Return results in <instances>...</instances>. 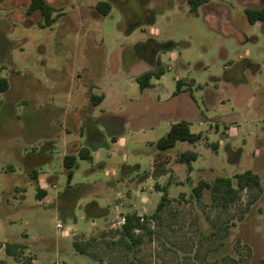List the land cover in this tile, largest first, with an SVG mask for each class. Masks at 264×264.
Masks as SVG:
<instances>
[{
    "label": "rangeland",
    "instance_id": "374dc122",
    "mask_svg": "<svg viewBox=\"0 0 264 264\" xmlns=\"http://www.w3.org/2000/svg\"><path fill=\"white\" fill-rule=\"evenodd\" d=\"M47 2L58 14L52 27H39V14H27L29 0L0 3V77L9 81L8 91L0 92V260L98 264L74 252L71 241L111 228L121 213L152 214L161 196L154 185L171 181L170 199L185 194L172 204L179 220L196 217L208 233L206 214L229 218L228 236L206 256L203 245L192 259L195 236L188 241L184 232L166 231L141 246L140 264H212L224 255L238 264H264V31L244 15L264 0H208L196 14L187 0ZM98 3H108V13L98 11ZM146 43L156 49L154 65L134 50ZM157 61L163 75L141 91L135 78ZM177 80L183 93L173 97ZM99 96L100 103L92 102ZM180 120L207 142L196 147L189 174L186 165L173 162L164 167L167 174L156 176L155 144ZM64 141L91 150V160L78 159L70 179L62 168ZM211 143L219 144L217 151ZM33 155L41 163L32 166ZM32 169L45 176L41 200L29 178ZM248 169L259 176L262 191L247 208V192L224 214L196 204L191 189L199 179ZM65 194L74 198L73 217L62 218L54 207ZM91 202L108 213L87 219L84 207ZM209 202L205 191L201 203ZM5 243L25 249L14 259L5 255ZM99 253L106 264L109 254Z\"/></svg>",
    "mask_w": 264,
    "mask_h": 264
},
{
    "label": "trees",
    "instance_id": "16d2710c",
    "mask_svg": "<svg viewBox=\"0 0 264 264\" xmlns=\"http://www.w3.org/2000/svg\"><path fill=\"white\" fill-rule=\"evenodd\" d=\"M2 0H0L1 2ZM190 12L196 14L198 8L208 2V0H187ZM168 2V0H164ZM96 9L102 14L108 13L110 10L108 3H98ZM27 14L38 13L43 20V24L39 27H52L56 22L58 14L47 0H29L26 9ZM244 15L246 21L250 25L260 24L261 30L264 31V3L257 8H245ZM151 20V15L149 16ZM126 52V50H125ZM126 62V61H125ZM125 62L124 67H125ZM163 75L160 62H156L154 70L145 71L135 78L141 91L152 87V79H160ZM183 83L177 80L175 83V91L172 96H178L183 92ZM9 88V81L0 77V92L6 93ZM103 97H92V102L100 103ZM190 123L185 120L172 123L167 133L161 137L155 144L157 152L152 157V168L155 173L165 172L164 167L175 162L176 164H184L187 166L188 174L191 172V163L196 161L198 153L195 145L200 142H206V136L203 133H191L189 130ZM176 144H186L188 149L181 150ZM212 149L217 150V143H211ZM91 160V151L87 147L80 148L76 154L65 155L62 159L64 173L67 179L73 175L77 160ZM37 172L31 171L29 178L37 183ZM189 181V176L186 177ZM171 184L168 181L165 186L154 185V189L161 193L160 200L155 210L150 215H139L135 211H131L122 215L123 223L116 228H108L98 233L96 236L84 239L82 237L73 239L71 246L78 255L85 256L98 264L103 263L102 255L108 253L106 264H140L137 257L141 246L144 243H152L161 237L166 231L170 234L184 232L186 239L192 240V236L196 238V249L192 252V259L199 257V248H204V256L209 252L216 250L223 245L222 241L228 236L229 218L221 219L219 215L212 219L209 215H205V220L210 226L208 233L202 232L198 228L196 217L190 218L188 222L179 220L173 202L185 200V194L179 193L178 199H170L167 194V187ZM208 191L210 202L208 205L202 204L201 199L204 192ZM262 191L261 180L252 170H244L231 176H217L211 182L199 179L192 187V197L196 204L203 208L217 210L220 213H228L229 210L241 201L243 192H247L251 199L247 200L245 208L255 201L259 193ZM46 193L36 186L35 198L41 200ZM67 195V194H66ZM74 199V198H73ZM87 219H95L105 215V211L100 209L94 202L84 207ZM231 220V219H230ZM187 223V224H186ZM186 225V226H185ZM239 244V240H236ZM173 244V243H170ZM237 248V247H236ZM234 247V251H237ZM25 249L24 245L17 243L3 244V250L6 256L16 259L19 250ZM192 249V248H191ZM190 249V250H191ZM19 251V253H18ZM184 253V252H183ZM0 264H4L0 260ZM155 264H165L162 259ZM212 264H238V261L230 255H224L220 260L213 261Z\"/></svg>",
    "mask_w": 264,
    "mask_h": 264
},
{
    "label": "crops",
    "instance_id": "0c3cea01",
    "mask_svg": "<svg viewBox=\"0 0 264 264\" xmlns=\"http://www.w3.org/2000/svg\"><path fill=\"white\" fill-rule=\"evenodd\" d=\"M1 3V2H0ZM2 22V20H0V23ZM3 64V62H1L0 61V66ZM151 83V82H150ZM152 85V84H151ZM211 94H214L215 95V93L213 92V91H209ZM183 93V92H182ZM182 93H180L179 95H181ZM192 98V97H191ZM47 106L48 107H50V105L49 104H47ZM46 111V110H45ZM46 115H47V113H46ZM206 120H209V119H207V118H205ZM186 121V120H185ZM188 122V121H187ZM173 123H175V122H173ZM172 124V123H171ZM46 128H47V126H46ZM72 128H75V126L73 127L72 126ZM48 129H49V126H48ZM95 129L96 130H98V128L97 127H95ZM76 131H77V133H78V136L80 137V138H83L84 137V128L83 127H79L78 129H76ZM53 143V141H50V143ZM206 142H207V137H206ZM199 144V143H198ZM198 144H196L195 145V149H196V147L198 146ZM180 145H178V144H176V147H179ZM217 146H218V148H219V144L217 143ZM63 147H64V153H63V155H62V159H63V157L65 156V155H68V154H76L77 153V151L80 149V148H83V147H87V146H83V144H76V143H74L73 141H64V143H63ZM89 150H90V148L89 147H87ZM180 148H181V150H184V149H188L187 148V146H183V145H181L180 146ZM218 148H217V150H218ZM216 150V151H217ZM91 151V150H90ZM241 152V151H240ZM31 157V160L29 161V163L33 166L34 164H39V163H41L40 162V159H37V157H35L34 155L33 156H30ZM62 168H63V165H62ZM125 169H127V167L125 166L124 167ZM9 170V169H8ZM191 170H192V168H191ZM31 171H36L37 172V183H36V185L35 186H37L38 188H39V190H42V191H44L45 193H46V195H47V192L44 190V189H42L41 187H40V185H42V182H44V180H45V176H44V174H42V173H39L36 169H32ZM154 172V171H153ZM167 174V172H166V170H165V172H163V173H155L154 172V174L156 175V176H159V175H164V174ZM189 176V175H188ZM52 186H54V184H52ZM156 192H158V191H156ZM160 193V192H159ZM141 194V193H140ZM143 194V193H142ZM46 195L44 196V197H46ZM129 195V194H128ZM70 196V194H65V195H62L60 198H59V200H57L56 202H54V207L56 208V210H57V214L58 215H60L62 218H65V217H67V216H69V217H73V212H72V206H73V201H74V199L72 198V197H69ZM141 196V203H144V197H143V195H140ZM43 197V198H44ZM130 197H131V195H130ZM58 203L60 204V206H58ZM116 205V204H115ZM104 210V209H103ZM115 210H116V212L118 213L119 211V209H118V206H117V208H115ZM105 211V215L108 213V210H104ZM133 211H135V210H133ZM128 212H131V211H128ZM128 212H126V213H128ZM135 212H137V211H135ZM139 215H140V213L139 212H137ZM120 214V213H119ZM125 213H121V216L122 215H124ZM104 216V215H103ZM102 216V217H103Z\"/></svg>",
    "mask_w": 264,
    "mask_h": 264
},
{
    "label": "flooded vegetation",
    "instance_id": "af4514ba",
    "mask_svg": "<svg viewBox=\"0 0 264 264\" xmlns=\"http://www.w3.org/2000/svg\"><path fill=\"white\" fill-rule=\"evenodd\" d=\"M143 5V4H142ZM146 13L147 14H149L148 15V17L150 16V13H149V11H146ZM148 43H146V44H139V45H137L135 48H134V50L136 49V54H137V56H139V57H141L142 56V58H144L145 60H146V62H147V64L148 63H152L153 62V65H154V63H155V60H153L152 59V57L154 56V54L156 53V49L151 45H147ZM144 49V51L142 52V50ZM102 50V49H101ZM145 52V53H144ZM153 53V54H152ZM151 55V60H150V57L149 56Z\"/></svg>",
    "mask_w": 264,
    "mask_h": 264
},
{
    "label": "built area",
    "instance_id": "2783aa9c",
    "mask_svg": "<svg viewBox=\"0 0 264 264\" xmlns=\"http://www.w3.org/2000/svg\"><path fill=\"white\" fill-rule=\"evenodd\" d=\"M123 221H124V219L122 218V216H120V218L116 222V225H112V228H116V227L120 226L123 223ZM57 228H61V225L59 223L57 224Z\"/></svg>",
    "mask_w": 264,
    "mask_h": 264
}]
</instances>
